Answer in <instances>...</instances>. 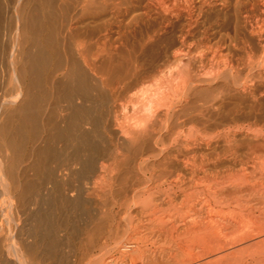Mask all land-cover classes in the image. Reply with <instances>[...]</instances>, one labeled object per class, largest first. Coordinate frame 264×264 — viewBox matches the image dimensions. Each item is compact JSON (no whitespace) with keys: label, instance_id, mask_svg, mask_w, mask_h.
<instances>
[{"label":"bare ground","instance_id":"1","mask_svg":"<svg viewBox=\"0 0 264 264\" xmlns=\"http://www.w3.org/2000/svg\"><path fill=\"white\" fill-rule=\"evenodd\" d=\"M154 260L264 264V0H0V264Z\"/></svg>","mask_w":264,"mask_h":264},{"label":"rangeland","instance_id":"2","mask_svg":"<svg viewBox=\"0 0 264 264\" xmlns=\"http://www.w3.org/2000/svg\"><path fill=\"white\" fill-rule=\"evenodd\" d=\"M222 9H223V11L219 12V15H216V14L209 15V17L207 19V22L211 21V19H217L218 18L220 20V23L224 26V18H225V16H227V18H228L231 15V12L233 13V8H232L231 5H227L225 7H222ZM252 44L254 46V52L252 54V59L256 62L260 58H262L263 54H262V52H261V50L259 48V41H258L257 38H255V37L252 38ZM260 45H261V43H260ZM235 53H239L238 55L237 54L234 55V59L235 60L238 57H241V56H243L244 58L246 57V55L240 54V53H243V52H241V50L239 48H237V51ZM193 67H197L198 68V67H200V64L196 63V64L193 65ZM215 77H216V81H213L215 79ZM250 79H252V77ZM227 81H228V79L223 74H220V75L216 74L215 76H213L211 78L210 81L207 82V84H210V85L216 87V86L223 85ZM137 218H138V220L141 219L142 215H139ZM132 248H134V247L133 246H131V247L129 246V248H127V250H131ZM140 264H145V263H140ZM148 264H158V262H155V260H154V261H150V263H148Z\"/></svg>","mask_w":264,"mask_h":264}]
</instances>
